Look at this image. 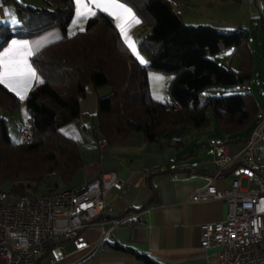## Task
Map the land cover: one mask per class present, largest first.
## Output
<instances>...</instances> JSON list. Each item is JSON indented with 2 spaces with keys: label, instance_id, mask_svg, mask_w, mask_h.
<instances>
[{
  "label": "trees",
  "instance_id": "1",
  "mask_svg": "<svg viewBox=\"0 0 264 264\" xmlns=\"http://www.w3.org/2000/svg\"><path fill=\"white\" fill-rule=\"evenodd\" d=\"M3 1L15 6L18 23L0 24V50L14 38L37 36L53 28L63 34L31 58L41 75L25 100L33 141L26 144L14 138L7 118L0 116V190L14 198L58 190L61 183L70 184L83 166L80 144L64 128L80 115L79 101L87 84H93L98 92L109 89L106 95L99 93L92 125L94 138H105L108 144L142 132L162 148L174 132L203 131L213 122L223 134L222 144H246L264 116L259 99L246 91L251 85L242 87L255 77L257 51L251 44L252 39L260 44V32L264 47V0L263 12L252 31L187 25L171 0H121L138 15L142 33L147 32L139 41L140 50L149 58L147 64L135 57L106 11L98 9L84 30L69 33L75 0H43V7L19 0ZM226 49L239 57L237 69L213 59ZM150 70L171 75L169 100L154 99ZM259 87L264 97V86ZM20 104L21 99L0 83V108L15 113ZM157 171L206 172L172 164ZM53 172L58 178L51 184ZM54 245L52 242L45 253ZM112 247L130 250L119 244ZM138 257L145 264H158L146 254Z\"/></svg>",
  "mask_w": 264,
  "mask_h": 264
},
{
  "label": "crops",
  "instance_id": "2",
  "mask_svg": "<svg viewBox=\"0 0 264 264\" xmlns=\"http://www.w3.org/2000/svg\"><path fill=\"white\" fill-rule=\"evenodd\" d=\"M19 1L23 3V1ZM2 2L0 0V24L13 23L9 12L14 13L17 22L15 6L11 2L3 0ZM24 2L35 7L43 6L44 3L43 0H25ZM259 2L260 11H256L253 18L259 17L263 12V2L261 0ZM137 20L139 23L136 22ZM121 24L125 29L124 32H121L124 41L132 52L134 50L133 47H130V42L138 51V38L136 37L138 30L135 29L141 24V20L136 12L132 9L131 16L121 23H117L119 29ZM243 27L249 29L245 25ZM68 32L70 33L69 28ZM62 36L59 28H53L37 36L14 38L0 50V53L10 48L13 40H26L33 45L32 51L35 54L45 45L61 39ZM36 41H43V46L37 48ZM32 56H27L26 59L28 64L35 69L36 79L16 76L9 78L6 83H2L21 99L20 107L15 113H8L0 108V116L7 118L10 134L16 139H18L20 126L28 119L25 100L32 87L41 81V75L32 63ZM259 76L262 78V73ZM257 84L261 96L262 89L259 85L264 86V78ZM12 88H15L16 91H13ZM108 91V88H102L98 92L93 84L85 86L79 101L80 115L71 120L64 128L80 144L84 164L73 181L59 187L58 190L77 187L102 172L115 171L124 182L125 187L122 191L111 189L108 193L107 201L115 206L113 215L122 216L128 212H138L139 217L131 224L116 227L107 244L96 251H92L90 248L78 249L73 240L56 241L49 253H45V251L39 257V264H145L138 254H146L158 264H219L216 255L218 249L213 247L204 250L201 247V235L205 224L225 218L227 204L219 199L192 202L190 197L198 188L206 186L212 178L217 190L231 187L234 179L232 172L226 171L216 176L220 167L215 162L214 148L218 144H222V139L216 138L209 143V146L213 148L207 151L210 158L195 159L191 162L184 161L185 156L180 155L181 160L172 162L175 158L170 151L174 147H177L180 152L181 147L191 146L194 143L191 142V139L184 141L185 136L180 137V142L173 138L165 140L164 147L160 148L157 143L149 141L142 132H132L121 142L108 144L102 148L92 134V125L98 112L99 93L106 95ZM166 100L169 98L167 97ZM260 105L261 115H263L264 107L261 103ZM196 131L191 129L185 134L194 137L193 133ZM199 133L205 134V130L199 131ZM196 139L194 138V141ZM225 145L230 156L239 158L245 144L226 143ZM195 154L196 152L193 153V155ZM258 158L264 162L259 156ZM170 164L173 167L186 165L190 169L206 172L173 171V173H164L157 171ZM153 196L154 199L151 201ZM147 203L149 205L146 208L140 209ZM100 236L101 229L99 227H89L83 232L84 239L91 245H95ZM114 244H119L130 250L114 248L112 247Z\"/></svg>",
  "mask_w": 264,
  "mask_h": 264
},
{
  "label": "built area",
  "instance_id": "3",
  "mask_svg": "<svg viewBox=\"0 0 264 264\" xmlns=\"http://www.w3.org/2000/svg\"><path fill=\"white\" fill-rule=\"evenodd\" d=\"M250 85L251 81H247L242 87ZM18 138L26 144L33 141L29 119L20 126ZM262 142L264 116L239 158L230 156L225 144L214 148L215 162L220 167L216 176L234 168L231 187L217 190L212 178L190 197L192 202L219 199L227 204L225 218L205 224L201 235L204 250L218 249L219 264H264V162L258 158ZM98 143L102 148L108 145L105 138ZM57 178L56 172L50 174L51 184ZM245 178L247 187L242 184ZM124 187L117 172L106 171L83 185L43 194L14 198L0 190V264H36L56 241L73 240L78 249L96 251L107 244L116 227L131 224L139 217L138 212L113 215L115 206L107 201L108 193L111 189L122 191ZM89 227L101 229L95 245L83 237Z\"/></svg>",
  "mask_w": 264,
  "mask_h": 264
},
{
  "label": "rangeland",
  "instance_id": "4",
  "mask_svg": "<svg viewBox=\"0 0 264 264\" xmlns=\"http://www.w3.org/2000/svg\"><path fill=\"white\" fill-rule=\"evenodd\" d=\"M23 3H25V0H21ZM176 8L177 11L181 13L183 21L187 25H214L224 31H230V30H238L241 29L244 25L247 26L249 29L246 30H254L256 25L258 24L257 19L253 18V14L256 11H260V0H256V2H252V0H171ZM2 2V0H1ZM88 3L89 8L91 11L81 10L82 14L78 15V5L76 4L75 0V16L70 24L69 30L70 33H74L75 31L85 29L87 20L90 16H92V12H96L98 8L95 7V5L91 4L90 0H86ZM263 2V0H261ZM3 3V2H2ZM118 3L123 5L127 9H131L130 5L127 3L118 0ZM11 4V3H10ZM184 4L185 6L181 5ZM12 5V4H11ZM45 5L44 3L42 4ZM40 6V7H43ZM110 13L115 20V23H121L125 19L129 17L128 13L123 12L121 9H110L107 11ZM115 13V14H113ZM18 23V22H16ZM140 25L136 27L135 30H138V33L136 34V37L138 38V48H139V41L141 37L146 35L147 32H143L140 29ZM261 30V29H260ZM263 34L262 32L259 33V41L260 44H257L255 40L252 39V47L257 51V66L255 71V77L252 79V85L250 88H248L246 91L252 92L260 101V103L264 107V98L259 95L257 83H260L262 79L264 78V47L262 45V38ZM128 37V35H126ZM130 38L128 37V40ZM130 41V40H129ZM260 45V47H259ZM131 50V49H130ZM132 51V50H131ZM133 54L135 57L139 59L141 62V58H143V61H145L142 64L148 63V56L146 53L140 50V48L137 50H134ZM213 59L219 61L223 66L230 67V65L237 69L239 67V57L237 55L233 56V50L232 49H226L222 51L221 53L213 56ZM262 73V78H260L259 74ZM171 75L150 70L149 71V79H150V85H151V91L154 99L159 101H165L168 97V83L170 80ZM214 124V125H213ZM213 124L205 129V134L199 133V131L194 132V137L187 136L185 134L186 131L178 130L173 133V139L180 138L181 136H185L183 139L184 141H188L191 139V142L194 143L191 146H185L181 147L178 152L177 147L173 148L170 152L174 156V158H177V155L179 156H185L183 159L186 162H191L195 159L201 160L203 158H210L209 155H207L208 150H212L213 148L209 146L210 142H213L214 139L223 138V134L217 129L216 124L213 122ZM201 132V131H200ZM194 138H198L194 141ZM260 148L258 150V156L264 161V142L260 144ZM173 151V152H172ZM196 152L195 155L193 153ZM193 155V156H192ZM180 159V157H179ZM178 159V160H179ZM182 159V158H181ZM180 159V160H181ZM243 187L248 186V179H243ZM65 184L61 183V186H64ZM252 188H255L253 186ZM10 186L6 185L5 190L9 191ZM42 193V192H40Z\"/></svg>",
  "mask_w": 264,
  "mask_h": 264
},
{
  "label": "snow or ice",
  "instance_id": "5",
  "mask_svg": "<svg viewBox=\"0 0 264 264\" xmlns=\"http://www.w3.org/2000/svg\"><path fill=\"white\" fill-rule=\"evenodd\" d=\"M91 4L95 5L96 8L103 11H109L110 9L116 8L121 9L123 12L128 13L131 16V9L125 8L123 5L118 3V0H90ZM78 5V15L82 14L81 10L91 11L86 0H76ZM95 15L94 12L91 13ZM115 14V13H113ZM11 20L13 23L16 22L14 13L9 12ZM139 23V21H136ZM83 30V29H81ZM121 32H124V26L120 25ZM35 46L37 48L43 46V41H36ZM33 45L29 41H17L13 40L11 42V47L5 52L0 53V83H6L9 78L16 76H27L29 79H36L37 75L35 69L28 64L26 59L27 56L34 55L32 51ZM130 47H133L134 44L130 42ZM141 62L144 63L143 58ZM11 87V85H9ZM13 91H16L15 88H12ZM19 95V93H17ZM23 98V97H21Z\"/></svg>",
  "mask_w": 264,
  "mask_h": 264
}]
</instances>
